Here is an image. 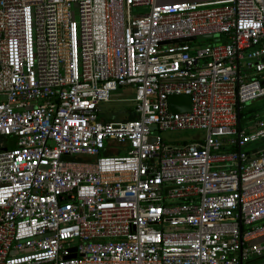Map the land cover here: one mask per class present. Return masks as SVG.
Returning a JSON list of instances; mask_svg holds the SVG:
<instances>
[{"label": "built area", "instance_id": "2783aa9c", "mask_svg": "<svg viewBox=\"0 0 264 264\" xmlns=\"http://www.w3.org/2000/svg\"><path fill=\"white\" fill-rule=\"evenodd\" d=\"M260 99L264 0H0V264H264Z\"/></svg>", "mask_w": 264, "mask_h": 264}, {"label": "rangeland", "instance_id": "374dc122", "mask_svg": "<svg viewBox=\"0 0 264 264\" xmlns=\"http://www.w3.org/2000/svg\"><path fill=\"white\" fill-rule=\"evenodd\" d=\"M162 1H182V0H162ZM202 2L207 3H216L222 2L223 0H200ZM77 8V5H74V12ZM145 8H139V11H144ZM133 88L122 86L118 88L116 91L111 92L110 100L103 101L99 104V112L98 116L102 121H125L130 117V108L132 106V102H130V98L133 97ZM241 127L249 128L254 122L253 115L254 113H264V100H256L250 104H245L241 107ZM260 115V114H259ZM201 134L197 131H162L161 135L165 138V140L173 141V142H181L183 138H187V140H193L195 135ZM9 143L10 137H1V143ZM264 140H259L256 143H250L245 146V149L255 148L257 146L263 145ZM1 150V147H0Z\"/></svg>", "mask_w": 264, "mask_h": 264}, {"label": "water", "instance_id": "95a60500", "mask_svg": "<svg viewBox=\"0 0 264 264\" xmlns=\"http://www.w3.org/2000/svg\"><path fill=\"white\" fill-rule=\"evenodd\" d=\"M207 36H204V38ZM167 80H174V81H179L183 80L181 78H175V79H167ZM168 103H169V109L173 113H184V112H189L191 109V98L190 95L188 94H172L168 97ZM238 110V115H239V106L237 108ZM74 250V249H72ZM69 257H75V254H72Z\"/></svg>", "mask_w": 264, "mask_h": 264}, {"label": "crops", "instance_id": "0c3cea01", "mask_svg": "<svg viewBox=\"0 0 264 264\" xmlns=\"http://www.w3.org/2000/svg\"><path fill=\"white\" fill-rule=\"evenodd\" d=\"M253 118H255L254 122L252 123V125L249 128H246V129H248V130L254 129L256 127L257 121L264 120V113H254Z\"/></svg>", "mask_w": 264, "mask_h": 264}, {"label": "trees", "instance_id": "16d2710c", "mask_svg": "<svg viewBox=\"0 0 264 264\" xmlns=\"http://www.w3.org/2000/svg\"><path fill=\"white\" fill-rule=\"evenodd\" d=\"M207 42H210V40H207ZM131 111V110H130ZM136 116V114L134 113V112H131L130 113V117H129V119H132V118H134Z\"/></svg>", "mask_w": 264, "mask_h": 264}]
</instances>
